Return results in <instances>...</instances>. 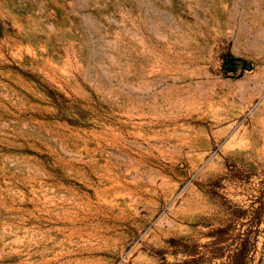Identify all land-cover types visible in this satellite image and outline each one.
<instances>
[{"label":"rangeland","instance_id":"374dc122","mask_svg":"<svg viewBox=\"0 0 264 264\" xmlns=\"http://www.w3.org/2000/svg\"><path fill=\"white\" fill-rule=\"evenodd\" d=\"M0 264H264V0H0Z\"/></svg>","mask_w":264,"mask_h":264},{"label":"water","instance_id":"95a60500","mask_svg":"<svg viewBox=\"0 0 264 264\" xmlns=\"http://www.w3.org/2000/svg\"><path fill=\"white\" fill-rule=\"evenodd\" d=\"M249 68V67H248Z\"/></svg>","mask_w":264,"mask_h":264}]
</instances>
